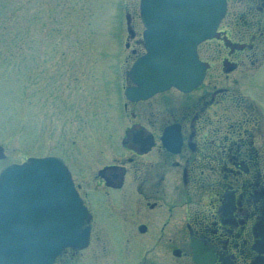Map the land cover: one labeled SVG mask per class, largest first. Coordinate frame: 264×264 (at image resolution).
<instances>
[{"label": "flooded vegetation", "instance_id": "1", "mask_svg": "<svg viewBox=\"0 0 264 264\" xmlns=\"http://www.w3.org/2000/svg\"><path fill=\"white\" fill-rule=\"evenodd\" d=\"M127 18L130 67L145 52L139 0ZM223 51L224 76L215 61ZM198 52L207 70L193 90L124 95L118 140L101 125L76 128L69 152L87 163L75 173L60 158L88 239L53 264H264V0H227L216 37ZM249 60L255 76L243 82ZM124 79L123 91L133 84Z\"/></svg>", "mask_w": 264, "mask_h": 264}, {"label": "rangeland", "instance_id": "2", "mask_svg": "<svg viewBox=\"0 0 264 264\" xmlns=\"http://www.w3.org/2000/svg\"><path fill=\"white\" fill-rule=\"evenodd\" d=\"M134 1L0 0V144L6 153L0 171L52 154L77 173L87 161L69 152L76 128L84 125L87 133L101 125L116 136L128 122L125 15ZM224 55L215 60L223 76ZM250 61L239 69L243 82L254 74Z\"/></svg>", "mask_w": 264, "mask_h": 264}, {"label": "water", "instance_id": "3", "mask_svg": "<svg viewBox=\"0 0 264 264\" xmlns=\"http://www.w3.org/2000/svg\"><path fill=\"white\" fill-rule=\"evenodd\" d=\"M226 0H141L147 52L128 71L145 98L176 86L189 91L206 65L197 45L215 35ZM5 157L0 144V158ZM87 212L67 166L56 157H29L0 173V264H51L65 246H82Z\"/></svg>", "mask_w": 264, "mask_h": 264}]
</instances>
